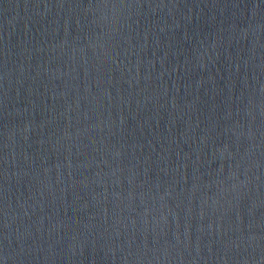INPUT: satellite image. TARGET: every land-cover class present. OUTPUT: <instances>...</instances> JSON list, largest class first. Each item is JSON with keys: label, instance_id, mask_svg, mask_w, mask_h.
Masks as SVG:
<instances>
[{"label": "water", "instance_id": "95a60500", "mask_svg": "<svg viewBox=\"0 0 264 264\" xmlns=\"http://www.w3.org/2000/svg\"><path fill=\"white\" fill-rule=\"evenodd\" d=\"M0 264H264V0H59L0 59Z\"/></svg>", "mask_w": 264, "mask_h": 264}]
</instances>
